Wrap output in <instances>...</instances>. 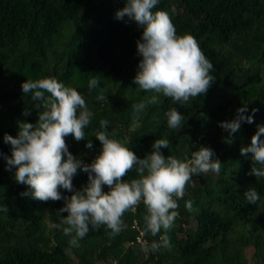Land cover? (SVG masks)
Listing matches in <instances>:
<instances>
[{
	"label": "trees",
	"instance_id": "trees-1",
	"mask_svg": "<svg viewBox=\"0 0 264 264\" xmlns=\"http://www.w3.org/2000/svg\"><path fill=\"white\" fill-rule=\"evenodd\" d=\"M124 4L0 0V153L11 155L4 135L15 137L17 122L34 124L42 110L34 105L43 101L23 94L22 83L50 77L80 92L92 113L86 140L65 138L69 152L84 163L99 154L95 133L101 130L100 121L107 120L109 138L138 158L151 152L154 140L167 139L169 147L161 152L182 161L199 147H210L221 161L220 172L194 175L189 181L167 232L169 247L142 251L143 242H159L164 235L163 230L157 236L144 234L142 203L124 214L125 227L118 235L103 225L90 226L75 247L63 233L66 213L58 210L64 201L33 200L28 186L14 180V169L8 171L0 156V204L7 209H0V264H248V248L255 263L264 264V177L247 175L251 154H240L257 126H264V0H160L153 9L170 15L177 35L193 36L214 66L215 80L207 93L187 103L145 92L133 83L142 30L127 18L116 19ZM92 79L97 85L89 88ZM101 95L104 100L98 99ZM154 95L158 103H148ZM141 102L145 109L134 113L133 105ZM244 105V115L252 116L253 123L241 122L229 137L218 122L232 120ZM172 108L184 117L180 130L167 125L166 112ZM87 140L91 149L85 147ZM135 178V168L124 177ZM72 183L75 189L86 185L87 173L78 170ZM248 188L259 194L256 204L247 203ZM25 192L29 195H22Z\"/></svg>",
	"mask_w": 264,
	"mask_h": 264
},
{
	"label": "clouds",
	"instance_id": "clouds-1",
	"mask_svg": "<svg viewBox=\"0 0 264 264\" xmlns=\"http://www.w3.org/2000/svg\"><path fill=\"white\" fill-rule=\"evenodd\" d=\"M160 0H125L124 7L116 12V19L134 21L142 30L136 41L137 53L141 57L133 83L145 92L163 94L173 102L187 103L204 96L215 76L213 64L202 52L198 42L191 35H177L170 15L162 10L153 12ZM127 22V21H126ZM97 85L92 79L89 88ZM23 94L31 93L32 101H43L34 107L39 110L33 123L18 121L15 137L5 134L4 143L10 145L11 155L3 156L6 169H14V180L30 189L33 200L64 201L58 211L63 215V233L70 236L71 246L78 247L90 230L106 226L115 236L124 230L123 216L134 212L142 203L146 209L144 234L157 236L162 230L159 242H143L142 251L155 252L169 247L167 232L177 216V201L183 198L185 189L194 175L219 173L221 161L215 159L210 147L201 146L192 152L191 159L179 160L165 156L161 149L169 147L167 139H156L151 152L138 158L129 147L117 139L109 138V121L101 120V130L95 133L100 143L99 154L91 163H84L68 150L66 137L76 141L85 139V128L90 124L92 113L85 99L76 89L65 86L55 78H43L22 83ZM48 94L46 97L45 94ZM98 99L104 100L103 95ZM158 103L154 95L148 100ZM146 104L133 105L134 113L142 112ZM247 105L236 110L232 120L218 122L231 137L241 127V122L253 123L252 116H245ZM253 113L256 109L252 110ZM27 111L24 115H28ZM170 129L182 128L184 117L175 108L166 112ZM112 135H115L113 131ZM264 126H257L250 144L240 148V154L249 157L251 167L247 175L264 177ZM229 142H231L229 140ZM86 148L93 147L87 140ZM135 168L138 178L124 179ZM79 171L87 173V183L79 189L72 180ZM107 186V192L103 187ZM61 189L71 193L62 196ZM29 195V192L22 193ZM247 203L256 204L260 196L255 188L244 192ZM191 207L190 202L186 205ZM0 209L7 210L3 204Z\"/></svg>",
	"mask_w": 264,
	"mask_h": 264
},
{
	"label": "rangeland",
	"instance_id": "rangeland-1",
	"mask_svg": "<svg viewBox=\"0 0 264 264\" xmlns=\"http://www.w3.org/2000/svg\"><path fill=\"white\" fill-rule=\"evenodd\" d=\"M252 251H253L252 248H248V251H247L248 253L247 256L249 257L248 264H256L255 260H253V258L250 257Z\"/></svg>",
	"mask_w": 264,
	"mask_h": 264
},
{
	"label": "built area",
	"instance_id": "built-area-1",
	"mask_svg": "<svg viewBox=\"0 0 264 264\" xmlns=\"http://www.w3.org/2000/svg\"><path fill=\"white\" fill-rule=\"evenodd\" d=\"M134 225H136V222H134ZM142 234V232H140V235ZM138 240H140V236L137 237Z\"/></svg>",
	"mask_w": 264,
	"mask_h": 264
}]
</instances>
